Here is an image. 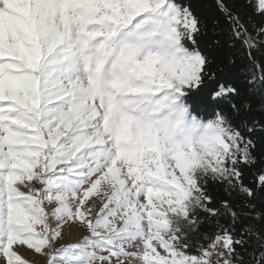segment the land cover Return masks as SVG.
Wrapping results in <instances>:
<instances>
[{
	"label": "snow or ice",
	"instance_id": "obj_1",
	"mask_svg": "<svg viewBox=\"0 0 264 264\" xmlns=\"http://www.w3.org/2000/svg\"><path fill=\"white\" fill-rule=\"evenodd\" d=\"M213 6L0 0V264H264V0Z\"/></svg>",
	"mask_w": 264,
	"mask_h": 264
},
{
	"label": "trees",
	"instance_id": "obj_2",
	"mask_svg": "<svg viewBox=\"0 0 264 264\" xmlns=\"http://www.w3.org/2000/svg\"><path fill=\"white\" fill-rule=\"evenodd\" d=\"M201 11L205 12V14L209 16L213 15L214 14L213 0H203V7ZM236 75L239 76L240 73H236Z\"/></svg>",
	"mask_w": 264,
	"mask_h": 264
},
{
	"label": "rangeland",
	"instance_id": "obj_3",
	"mask_svg": "<svg viewBox=\"0 0 264 264\" xmlns=\"http://www.w3.org/2000/svg\"><path fill=\"white\" fill-rule=\"evenodd\" d=\"M78 236H79V234L78 233H76V232H73L72 233V235H71V238L73 239V240H75V239H77L78 238ZM26 258H29V259H31L32 257H31V254L29 253L27 256H26Z\"/></svg>",
	"mask_w": 264,
	"mask_h": 264
}]
</instances>
